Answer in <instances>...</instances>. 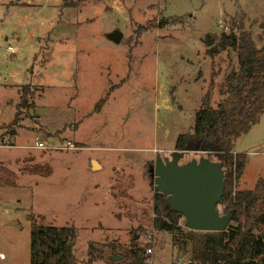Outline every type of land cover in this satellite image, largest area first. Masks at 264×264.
Wrapping results in <instances>:
<instances>
[{
	"label": "rangeland",
	"instance_id": "obj_1",
	"mask_svg": "<svg viewBox=\"0 0 264 264\" xmlns=\"http://www.w3.org/2000/svg\"><path fill=\"white\" fill-rule=\"evenodd\" d=\"M66 6L0 0V139L12 144L0 148V264H31L32 224L74 230L77 264H128L134 244L153 250L146 264H197L184 217L175 236L154 227L168 221L154 210V169L192 132L211 84L216 107L238 69L236 53L210 39L244 28L264 44V0ZM25 85L34 105L16 120ZM235 152L247 156L235 190H253L264 180V114Z\"/></svg>",
	"mask_w": 264,
	"mask_h": 264
},
{
	"label": "trees",
	"instance_id": "obj_2",
	"mask_svg": "<svg viewBox=\"0 0 264 264\" xmlns=\"http://www.w3.org/2000/svg\"><path fill=\"white\" fill-rule=\"evenodd\" d=\"M64 2L68 7L71 0ZM210 40H218L221 49L236 53L238 69H231L225 78L221 88L224 98L216 107L212 105L211 84L196 113L192 132L180 135L175 149L187 153L209 152L210 158L222 165L225 191L220 206L224 214L234 215L232 224L223 232L188 230L192 257L197 264H264V180L258 181L253 190H235L247 160L246 154L235 152V143L259 124L264 114V44L258 45L244 28ZM33 105L30 87L25 85L16 106V120ZM154 210L168 219L155 220L156 230L174 236L182 231L177 224L184 216L158 191ZM76 239L74 230L68 233L64 228L32 224L31 264H77ZM126 258L128 264H146V248L134 244Z\"/></svg>",
	"mask_w": 264,
	"mask_h": 264
},
{
	"label": "water",
	"instance_id": "obj_3",
	"mask_svg": "<svg viewBox=\"0 0 264 264\" xmlns=\"http://www.w3.org/2000/svg\"><path fill=\"white\" fill-rule=\"evenodd\" d=\"M109 38L121 44L124 34L115 31ZM217 49H211L215 52ZM14 131L11 132L13 135ZM187 152L172 153L171 160L157 159L154 169L156 190L167 196V203L185 218L186 227L196 232H223L232 222L233 212L222 214L220 203L225 191V174L221 164L212 160L209 152L181 165ZM138 238L136 237V240ZM121 258L112 257L114 262Z\"/></svg>",
	"mask_w": 264,
	"mask_h": 264
},
{
	"label": "built area",
	"instance_id": "obj_4",
	"mask_svg": "<svg viewBox=\"0 0 264 264\" xmlns=\"http://www.w3.org/2000/svg\"><path fill=\"white\" fill-rule=\"evenodd\" d=\"M8 51H10L12 54L16 53V49H14L12 46L8 47ZM35 144H36L35 146L37 149L45 150L48 148V147H46V145L43 142H40V141H36ZM68 145L70 146V148H74V146L72 144L69 143ZM4 146L8 147V146H12V144L10 143V141L6 142L5 139H0V148L4 147ZM219 207H220V211H221L222 207L221 206H219ZM152 253H153V250L151 248L146 249V254L151 255ZM0 257H1V259L5 258L4 254H1Z\"/></svg>",
	"mask_w": 264,
	"mask_h": 264
}]
</instances>
